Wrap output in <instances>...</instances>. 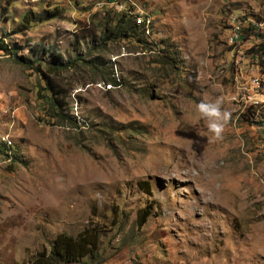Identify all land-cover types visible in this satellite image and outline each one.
I'll list each match as a JSON object with an SVG mask.
<instances>
[{
  "label": "rangeland",
  "instance_id": "374dc122",
  "mask_svg": "<svg viewBox=\"0 0 264 264\" xmlns=\"http://www.w3.org/2000/svg\"><path fill=\"white\" fill-rule=\"evenodd\" d=\"M114 3L142 10L145 40L167 42L175 61L131 39L96 50L106 0H0V37L29 59L0 50V149L18 158L0 153V264H30L55 235L88 227L99 230L88 264H264V0ZM34 44L109 60L121 84L84 62L52 76L78 124L58 125ZM216 101L230 113L219 138L197 107Z\"/></svg>",
  "mask_w": 264,
  "mask_h": 264
},
{
  "label": "trees",
  "instance_id": "16d2710c",
  "mask_svg": "<svg viewBox=\"0 0 264 264\" xmlns=\"http://www.w3.org/2000/svg\"><path fill=\"white\" fill-rule=\"evenodd\" d=\"M121 1L126 4V0ZM128 5L122 7L120 10L111 7L105 8L103 6L104 14L98 21L100 31L96 35L95 32L88 35L89 40L94 43L95 49H104L106 43L109 41L131 39L140 47H144V49L148 48V50H153V46L155 45L156 51L158 52L155 59H158L159 62L162 61V58L169 60L171 63L174 62L176 58L175 55L177 53L176 50L172 49L171 45L161 39V47L157 45V43L145 40L143 32H140L139 26H135L133 24L131 18L133 11L127 10ZM51 11L54 12L49 11V13L54 16L59 13L57 7H52ZM23 19V24L15 30L19 31L21 30V27L28 26L30 18L25 16ZM136 22H138V19H136ZM6 34V32H1L0 50L5 54H11L16 58V60H22L25 63L28 62V58L15 55L16 48L15 50L9 48V45L3 42V37ZM82 38H84V35L83 37L81 36V39ZM74 41H77L76 36ZM28 50L32 53H39L38 58H33L31 60V62L35 65V69H40V66H44L47 70V74L42 75L44 79H46V85L49 91L48 94L43 95V97L44 102H46L51 109L48 117L53 119L58 125H68L74 128L78 126V124H76L75 116L70 112L72 108L67 100V93L64 90V87L59 86L53 78H51L52 76L58 77L61 72L74 69L76 65L84 62L93 66L102 65L104 69L100 76L103 82H107L112 85L121 84V80L116 81L119 77H116L114 74L113 63L109 60L101 61V58L97 57V55L93 56L92 59H87L86 57L88 56V53H76L70 58L71 60H69L68 58L63 59L57 49L50 46H44L42 44L31 45L28 47ZM258 50H261L260 53H264L263 34L261 35V42L258 46ZM44 55L49 57L50 60H44ZM14 152L15 151L9 146V144L7 146L3 144V150L0 149V153L4 154L6 158H13V162H17L18 158H16V154ZM148 215L149 212L144 208L137 212L136 225H143ZM98 244L99 230L94 227L84 228L75 235L59 233L50 241L48 250L37 252L31 259L30 264H88V262L86 263V261L84 262L81 260L85 257L88 259H94L97 257Z\"/></svg>",
  "mask_w": 264,
  "mask_h": 264
},
{
  "label": "clouds",
  "instance_id": "9594fccd",
  "mask_svg": "<svg viewBox=\"0 0 264 264\" xmlns=\"http://www.w3.org/2000/svg\"><path fill=\"white\" fill-rule=\"evenodd\" d=\"M118 2V4L123 3L121 0H115ZM141 17V21L136 22V18ZM133 24L135 26H139L140 32H143V35L145 37V19H148V24L150 23L149 18L142 10H133V14L131 16ZM116 75V74H115ZM116 77H118L116 75ZM120 79H116V81H119ZM107 85H112L110 83L105 82ZM198 111L201 113V115L208 120V129L215 134L217 138L220 137L224 124L227 123V121L230 119V113L227 111H223L220 106V102H201L198 104Z\"/></svg>",
  "mask_w": 264,
  "mask_h": 264
},
{
  "label": "built area",
  "instance_id": "2783aa9c",
  "mask_svg": "<svg viewBox=\"0 0 264 264\" xmlns=\"http://www.w3.org/2000/svg\"><path fill=\"white\" fill-rule=\"evenodd\" d=\"M107 3H108V5H111L112 8L116 9V8H115L116 3H114V0H109V1H107ZM136 19H141V17H138V18H136ZM234 19H235V18L233 17L232 20H231V28H233V34H234V31L237 29V25L240 24L238 21L234 22ZM255 26H256V25H251L250 27H251V28H255ZM231 53H232V55H233V52H231ZM237 56H238V58H239V55H237ZM235 66L238 67V66H239V63H236V64L234 65V72H236ZM237 69H238V68H237ZM259 97H262V95L260 94ZM255 98H256V97H251L250 95H248V101H246L245 103H247V105H253V101H254Z\"/></svg>",
  "mask_w": 264,
  "mask_h": 264
},
{
  "label": "bare ground",
  "instance_id": "6f19581e",
  "mask_svg": "<svg viewBox=\"0 0 264 264\" xmlns=\"http://www.w3.org/2000/svg\"><path fill=\"white\" fill-rule=\"evenodd\" d=\"M138 21H141V19H138ZM144 24L145 25H147L148 24V22H144ZM237 27H238V25H237ZM237 30V29H236ZM235 30V31H236ZM235 31H234V36H232L231 37V42H233V41H237V40H239V38H240V35L238 34V33H235ZM232 35V34H231ZM230 39V38H229ZM234 43V42H233ZM230 45V44H229ZM240 57V56H239ZM250 82V81H249ZM253 82L256 84V83H258V78L255 80L254 78H253Z\"/></svg>",
  "mask_w": 264,
  "mask_h": 264
}]
</instances>
